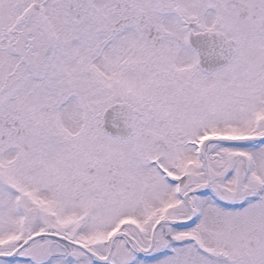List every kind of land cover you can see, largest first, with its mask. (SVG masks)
I'll list each match as a JSON object with an SVG mask.
<instances>
[{"label": "snow or ice", "instance_id": "6c2138e0", "mask_svg": "<svg viewBox=\"0 0 264 264\" xmlns=\"http://www.w3.org/2000/svg\"><path fill=\"white\" fill-rule=\"evenodd\" d=\"M0 264H264V0H0Z\"/></svg>", "mask_w": 264, "mask_h": 264}]
</instances>
